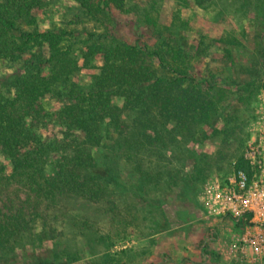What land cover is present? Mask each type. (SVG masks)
I'll list each match as a JSON object with an SVG mask.
<instances>
[{
	"label": "rangeland",
	"instance_id": "rangeland-1",
	"mask_svg": "<svg viewBox=\"0 0 264 264\" xmlns=\"http://www.w3.org/2000/svg\"><path fill=\"white\" fill-rule=\"evenodd\" d=\"M125 7L132 22L122 25L119 33L131 43L141 30L144 35L139 40L152 45L156 36L147 33L150 28H166L190 47L203 49L202 60L192 63L197 77L207 63L224 65L225 73L216 78L214 88L202 87L220 105V116L211 123L188 117L180 131L175 120L152 126L155 132L171 136L169 145L164 151L142 148L137 155L131 152L116 158L111 168L122 171L128 180L125 191L99 199L69 193L56 202H43L36 183H42L41 177L34 175L37 181L23 187L19 180L29 176H14L0 152V179L12 180L5 189L22 199L29 196L34 204L41 202L40 217L32 227L12 247H0V264H264L234 251L243 225L227 216L207 218L200 198L208 179L225 178L233 162L242 157L251 125L264 112V0H125ZM33 13L46 27L52 22L62 24L63 19H82L83 10L77 11L73 0H46ZM83 40L80 35L72 45L71 55L76 58L84 48ZM226 50L233 56V65ZM99 64L96 60L91 68L82 69L76 80L90 82ZM12 73L11 66L0 62V78ZM115 98L114 105L120 106L121 100ZM43 104L50 110L58 106L49 98ZM122 118L128 137L133 133V117ZM148 125L146 121L145 135L152 133L144 131ZM102 127L106 132V125ZM61 154L46 157L45 176ZM133 159L146 161L145 170L154 176L161 173V180L130 184ZM213 255L219 256L217 262Z\"/></svg>",
	"mask_w": 264,
	"mask_h": 264
},
{
	"label": "trees",
	"instance_id": "trees-1",
	"mask_svg": "<svg viewBox=\"0 0 264 264\" xmlns=\"http://www.w3.org/2000/svg\"><path fill=\"white\" fill-rule=\"evenodd\" d=\"M44 1L0 0V62L13 70L0 78V152L14 176H29L19 180L23 187L37 181L34 175L41 177L42 183H36L43 202H56L69 193L91 199L121 194L128 180L121 170L111 168L113 163L131 152L137 155L142 148L164 151L172 139L152 126L175 120L180 131L188 117L211 123L220 116V105L202 87L213 89L226 68L207 63L199 77L194 75L192 63L202 60L203 49L190 47L166 28L151 27L147 33L156 40L152 45L141 42L139 24L137 40L131 43L119 33L122 25L132 22L125 0H99L102 5L73 0L77 11L83 10L82 19L42 27L33 10ZM78 21L80 28L72 26ZM80 35L84 48L76 58L71 55L72 45ZM225 52L233 65L232 54ZM96 60L100 64L92 80H76ZM114 97L121 100L120 106L114 105ZM47 98L58 106L45 108ZM123 115L133 117V133L128 137ZM146 121L151 125L144 131L152 132L147 135L142 133ZM181 136H185L182 131ZM58 153L62 154L52 163L51 174L45 176L46 157ZM132 162L130 184L161 180V173L154 176L145 170L146 161ZM232 168L249 171L243 156ZM11 182L0 179V247L5 249L32 227L41 206L29 196L22 199L7 191ZM213 258L219 260L218 255Z\"/></svg>",
	"mask_w": 264,
	"mask_h": 264
},
{
	"label": "built area",
	"instance_id": "built-area-1",
	"mask_svg": "<svg viewBox=\"0 0 264 264\" xmlns=\"http://www.w3.org/2000/svg\"><path fill=\"white\" fill-rule=\"evenodd\" d=\"M242 156L249 171L232 168L225 178L208 179L200 198L207 218L243 225L234 251L264 261V112L252 123Z\"/></svg>",
	"mask_w": 264,
	"mask_h": 264
}]
</instances>
